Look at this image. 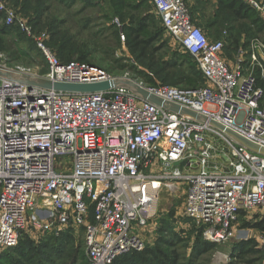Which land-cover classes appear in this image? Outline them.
<instances>
[{
    "label": "built area",
    "instance_id": "2783aa9c",
    "mask_svg": "<svg viewBox=\"0 0 264 264\" xmlns=\"http://www.w3.org/2000/svg\"><path fill=\"white\" fill-rule=\"evenodd\" d=\"M243 1L264 19V2ZM149 2L194 57L204 87L153 85L129 71L62 63L46 34L36 40L45 72L0 63V254L28 230L59 237L73 229L83 230L90 264H114L144 249L143 232L158 215L161 194L182 187L184 215L206 226L210 242L232 240L240 213L264 214V156L212 125L264 147V42L240 47L230 63L226 40L210 41L185 0ZM0 13L7 25L37 37L1 1ZM20 77L67 85L131 82L200 119L171 112L129 86L63 92ZM58 157L68 160L58 164Z\"/></svg>",
    "mask_w": 264,
    "mask_h": 264
},
{
    "label": "trees",
    "instance_id": "16d2710c",
    "mask_svg": "<svg viewBox=\"0 0 264 264\" xmlns=\"http://www.w3.org/2000/svg\"><path fill=\"white\" fill-rule=\"evenodd\" d=\"M36 1L27 0L28 3ZM61 1H69L71 5L75 2L74 0ZM82 1L87 5L92 4L91 0ZM112 1L115 8L114 16L119 19L122 26L119 29L116 24H113L112 38H115L118 46L124 45L126 47L132 55L134 63L128 66L115 59L105 69L102 63H94L86 57L77 59V61L99 66L109 73L119 74L129 71L134 77L153 85L160 83L191 89L205 86V78L191 54L180 52L175 55V60H162L159 54L168 45L167 43H163L161 47L155 45L156 33L151 31L150 22L157 20L162 29L165 31L166 29L162 26L161 19L149 0H138L136 4H134L135 0ZM140 1H143V4H148V13L138 17L139 6H143L138 5ZM185 1L188 7L189 2L193 1L191 6L193 22L211 34L213 41L221 40L222 34L226 32L227 35H230L231 46L235 48H232L235 51L240 47L247 46L252 39L264 36L263 17L243 0ZM258 1L264 2V0ZM36 8L37 12H41L40 6H36ZM4 18L5 15L0 13V54L4 55L7 63H14L20 59V56L24 57L22 53L25 54L18 45L20 42L18 31L20 29L13 24L7 25ZM242 40H246V44L242 43ZM51 46L62 63L75 61L73 60V43L68 36L62 35V39L58 42L54 41ZM41 56L46 65L44 56L42 54ZM102 60L112 61L105 56ZM2 61L0 56V63ZM45 71L46 66L42 72ZM116 71L121 72L117 73ZM245 215L246 213H240L238 219ZM182 221L184 224L191 223L190 226L193 228L189 232L181 228V223L176 218L175 209H171L168 216L161 220L156 239L152 245L146 246L142 251L121 256L114 264H202L200 263L201 257L218 250L220 248L219 243L205 239L206 226L197 224L188 217L183 218ZM246 226L264 231V217L261 222L255 225L248 224ZM187 233L193 237L192 241L185 237ZM83 235V230L77 233L70 229L63 232L59 237L48 235L40 241L39 246H35L34 241L31 240V235L28 232H23L16 247L9 248L0 254V264H60L62 261L66 262L64 264H81L82 262L83 264H90L86 255L85 240L79 242L81 243L80 246L76 245L78 238H82ZM231 255L239 259L236 261L238 264H259L260 262L263 263L264 259L263 251L254 239L243 240L235 245Z\"/></svg>",
    "mask_w": 264,
    "mask_h": 264
},
{
    "label": "rangeland",
    "instance_id": "374dc122",
    "mask_svg": "<svg viewBox=\"0 0 264 264\" xmlns=\"http://www.w3.org/2000/svg\"><path fill=\"white\" fill-rule=\"evenodd\" d=\"M0 1L6 4L8 8L14 9L21 18L26 20L28 26L31 27L33 34L37 36L36 38L30 37L18 26L20 29L18 31V37L20 39L18 45L24 50L25 54L22 53L24 57L19 55L20 59L14 61V63L8 62L9 65L39 67L41 70H43L47 64L45 65L43 62L41 56L42 52L39 50L36 43L37 38L43 34L47 35L48 39L46 44L53 53L54 50L51 44H53L54 41L58 42L61 40L62 35L68 36V38H70L73 43V60L76 61L77 59L86 57L94 63H102L105 69H107V67L113 63L115 59L120 60L122 64L128 66L134 63L132 55L123 45L124 40L122 41L123 46L120 47L117 45L115 38H112L113 24H116L119 29L122 28L119 19L114 16L115 8L112 0H91L92 4L88 5L82 0H74L75 2L72 5L69 3V1L62 2L61 0H37L36 2H32L33 4L28 3L27 0ZM135 1L136 2L134 4H136L138 0ZM189 3V9L191 12V6L193 3ZM138 5H143L142 7L139 6L137 11L138 17L148 13V4H143V1H140ZM36 6L41 7V12L36 11ZM194 24L197 27L199 26L196 23ZM150 25L151 31L156 33L157 39L155 38V45L157 47H161L163 43H167L168 45L165 46V48L162 49L159 54L163 61L175 60L176 54H179L180 52H186L181 48L180 43L172 35L162 29L160 23L157 20H154V22L151 21ZM204 32L206 33L209 40L213 41L210 36L211 34L207 33L205 30ZM221 39L226 40L228 52L233 53L235 48L231 46L232 44L230 35L222 34ZM254 40H261L264 42V36H261L260 38H254L251 41ZM241 42L246 44V40H242ZM0 56L2 57L3 61H5L4 55L0 54ZM104 56L112 61H103L102 59ZM115 67L119 68L117 66ZM119 72L121 71H118L117 73ZM67 160L68 157L57 158L58 164L64 163V161L67 162ZM185 197V187H182L179 191H163L159 201L158 215L153 221H151L149 226L143 232L144 248L154 243L160 222L163 218L168 216L171 209H175L176 218L178 221H180L181 228L187 230L188 232L193 228L190 226L191 223L184 224L182 221L183 218H186L184 215ZM263 217L264 215L258 211L246 213V215L243 218L241 217L238 219L234 225L236 236L229 242L219 244L220 248L218 250L202 256L200 263L238 264L236 261H239V259L234 258L231 255V251L235 245L239 244L243 240L254 239L258 243V247L262 249L264 231L249 228L246 225L250 224L253 226L256 223L261 222ZM27 232L29 235H35L31 236V240L34 241L35 246H39L41 243L40 241L47 237V235H41L42 233H37L36 231L28 230ZM185 237L188 238L189 241H192L193 239V237H190L189 233H187ZM84 238L85 235H83L82 238H78L76 245L80 246L81 243L79 242L84 241ZM64 263L66 262L62 261L60 264ZM81 264H83V262ZM259 264L263 263L260 262Z\"/></svg>",
    "mask_w": 264,
    "mask_h": 264
},
{
    "label": "water",
    "instance_id": "95a60500",
    "mask_svg": "<svg viewBox=\"0 0 264 264\" xmlns=\"http://www.w3.org/2000/svg\"><path fill=\"white\" fill-rule=\"evenodd\" d=\"M5 77H7V76H5ZM7 78H9V77H7ZM18 80L24 84H28L31 86H37V87H41V88H45V89H53V90L63 91V92H81V93L101 92V91L111 89L112 87L118 86V85L119 86H129V87L136 89L138 92H140L144 98L154 102L155 104H157L161 107H164V108L170 110L171 112H174V113L180 114V115H188L194 119H200L199 116L195 112L188 110V109H184V108L177 106V105H167L163 101H161V100L149 95L145 91L141 90L137 85H135L134 83H131V82L119 81V82H108V83L95 84V85H67V84H52L51 82L44 80V79H31L29 77H20ZM212 125L219 128L220 130L224 131L225 133L232 136L236 140H238L244 147H246L251 152L258 154V155H261V156H264V147H261L259 145H256V144L244 139L243 137L235 134L233 131L226 129L217 123L213 122ZM176 166H179V163H177Z\"/></svg>",
    "mask_w": 264,
    "mask_h": 264
},
{
    "label": "crops",
    "instance_id": "0c3cea01",
    "mask_svg": "<svg viewBox=\"0 0 264 264\" xmlns=\"http://www.w3.org/2000/svg\"><path fill=\"white\" fill-rule=\"evenodd\" d=\"M190 2L193 3V1H190ZM211 39L214 40L213 37H212ZM233 53H234V52H233ZM227 54H228V55H227V60L231 63V59H232V58H230V57H232V54H230V53L228 52V49H227ZM229 56H230V57H229Z\"/></svg>",
    "mask_w": 264,
    "mask_h": 264
}]
</instances>
